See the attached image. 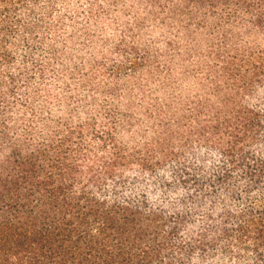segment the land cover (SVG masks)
<instances>
[{"label":"trees","instance_id":"1","mask_svg":"<svg viewBox=\"0 0 264 264\" xmlns=\"http://www.w3.org/2000/svg\"><path fill=\"white\" fill-rule=\"evenodd\" d=\"M37 1L0 0V264H264V0H147L205 56L138 115L53 91Z\"/></svg>","mask_w":264,"mask_h":264},{"label":"rangeland","instance_id":"2","mask_svg":"<svg viewBox=\"0 0 264 264\" xmlns=\"http://www.w3.org/2000/svg\"><path fill=\"white\" fill-rule=\"evenodd\" d=\"M146 1L38 0L35 8L44 22L42 39L33 50L47 67L44 77L53 91L58 89V75L70 84L73 95L86 92L87 82L109 84L117 89L118 106L130 104L133 113L150 106L152 100L164 103L168 90H162V82L169 85V91H180L182 97L195 94L194 77L184 76L199 71L197 64L204 59L205 46L187 40L172 22L164 25L156 21L149 15ZM169 38L176 41L175 51L165 45ZM117 47L132 54L130 59L115 54ZM25 50L20 43L13 61L21 62ZM81 79L84 82L80 83ZM39 81L34 77V82ZM128 91L129 100L124 96ZM98 92L101 103L105 98L102 88ZM254 150L264 151V143L259 142Z\"/></svg>","mask_w":264,"mask_h":264}]
</instances>
